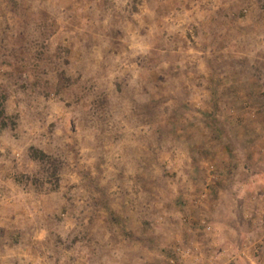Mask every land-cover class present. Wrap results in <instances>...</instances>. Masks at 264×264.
<instances>
[{"label":"rangeland","instance_id":"obj_1","mask_svg":"<svg viewBox=\"0 0 264 264\" xmlns=\"http://www.w3.org/2000/svg\"><path fill=\"white\" fill-rule=\"evenodd\" d=\"M225 1L0 0V264H264V11L227 40Z\"/></svg>","mask_w":264,"mask_h":264},{"label":"crops","instance_id":"obj_2","mask_svg":"<svg viewBox=\"0 0 264 264\" xmlns=\"http://www.w3.org/2000/svg\"><path fill=\"white\" fill-rule=\"evenodd\" d=\"M229 1V4L230 5H228V3L227 2ZM225 2V4H224V6H222V7H224L223 8V10H224V14H225V21H224V26H225V28H226V39L228 40V39H234V40H238L240 37H241V34H240V31H239V33L238 32H236V30L234 31V35L232 34L233 33V31H231V30H227V27H230V26H232V25H234V23L236 24L237 23V18H235L234 20L236 21V22H231V19L233 18V16H234V14H233V10H235V6L233 5L232 7H231V4L232 3H236V1H233L232 2V0H226ZM264 2V0H250L249 2H248V5H247V10H249L248 12H249V16H248V18L247 19H245V23H248L250 26H252V27H260V25L261 24H263V22L261 21V16H260V14L259 13H257V12H259V11H261V10H263L264 11V6L261 4V2ZM230 2H232V3H230ZM261 4V5H260ZM257 11V12H256ZM260 17V18H259ZM243 20V19H242ZM238 23H240L239 21H238ZM227 31L229 32V33H227ZM231 31V32H230ZM4 211V208H2L1 210H0V212L2 213ZM13 213H12V211H11V213H10V215H12ZM4 225H6V223L5 222H2ZM124 264V263H123Z\"/></svg>","mask_w":264,"mask_h":264}]
</instances>
